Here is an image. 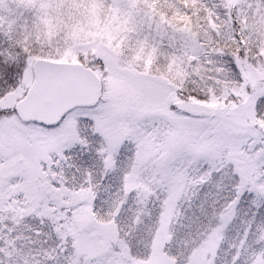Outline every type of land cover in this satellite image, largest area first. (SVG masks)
<instances>
[{
	"label": "snow or ice",
	"instance_id": "6c2138e0",
	"mask_svg": "<svg viewBox=\"0 0 264 264\" xmlns=\"http://www.w3.org/2000/svg\"><path fill=\"white\" fill-rule=\"evenodd\" d=\"M13 4L0 264H264V0Z\"/></svg>",
	"mask_w": 264,
	"mask_h": 264
},
{
	"label": "trees",
	"instance_id": "16d2710c",
	"mask_svg": "<svg viewBox=\"0 0 264 264\" xmlns=\"http://www.w3.org/2000/svg\"><path fill=\"white\" fill-rule=\"evenodd\" d=\"M6 4L8 6L14 7L13 0H6ZM3 12L6 14V9L3 10ZM255 213V209L250 208H243L240 213V218L237 220L236 224H239L240 231L243 230L244 227V221L248 220L252 217V215ZM227 253V246H225L224 251L221 253V255H225Z\"/></svg>",
	"mask_w": 264,
	"mask_h": 264
},
{
	"label": "rangeland",
	"instance_id": "374dc122",
	"mask_svg": "<svg viewBox=\"0 0 264 264\" xmlns=\"http://www.w3.org/2000/svg\"><path fill=\"white\" fill-rule=\"evenodd\" d=\"M240 228H239V224L234 225L232 230L229 232V238L231 240H234L240 233Z\"/></svg>",
	"mask_w": 264,
	"mask_h": 264
}]
</instances>
